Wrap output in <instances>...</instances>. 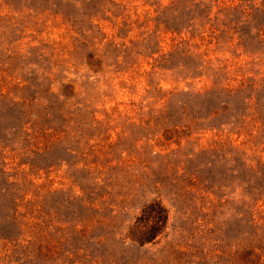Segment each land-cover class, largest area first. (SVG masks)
I'll list each match as a JSON object with an SVG mask.
<instances>
[{"label": "rangeland", "instance_id": "obj_1", "mask_svg": "<svg viewBox=\"0 0 264 264\" xmlns=\"http://www.w3.org/2000/svg\"><path fill=\"white\" fill-rule=\"evenodd\" d=\"M236 7L0 0V264H264L263 122L194 98L264 95Z\"/></svg>", "mask_w": 264, "mask_h": 264}, {"label": "trees", "instance_id": "obj_2", "mask_svg": "<svg viewBox=\"0 0 264 264\" xmlns=\"http://www.w3.org/2000/svg\"><path fill=\"white\" fill-rule=\"evenodd\" d=\"M202 13H205V8H202L201 4H197ZM190 12H193L190 9L186 14L185 20L181 21L182 27L186 28L191 27L198 16H190ZM211 10H206V14L201 16L202 19L210 18ZM190 16V17H189ZM228 22L227 27L234 30L238 34L239 38L243 41V45L247 48L249 45H258L264 43V9L262 8H252L250 12L247 10L241 9V7H236L233 10V13L227 14ZM185 28V27H184ZM254 82L248 85V88L252 89V92L245 95L247 87L240 85L234 88H213L205 93H197L194 95V98H197L208 107V117L212 119L219 120V126H226L235 124L239 120L245 121L249 116H257L263 122V134H264V95L260 94V90H255ZM262 92V90H261Z\"/></svg>", "mask_w": 264, "mask_h": 264}]
</instances>
